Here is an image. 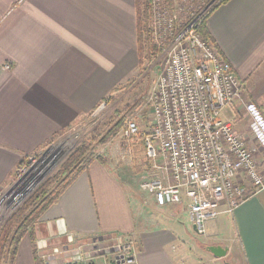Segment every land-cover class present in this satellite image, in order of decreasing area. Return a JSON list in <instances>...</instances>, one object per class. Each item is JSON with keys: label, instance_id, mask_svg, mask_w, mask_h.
I'll list each match as a JSON object with an SVG mask.
<instances>
[{"label": "crops", "instance_id": "1", "mask_svg": "<svg viewBox=\"0 0 264 264\" xmlns=\"http://www.w3.org/2000/svg\"><path fill=\"white\" fill-rule=\"evenodd\" d=\"M138 3L0 0V191L25 155L74 133L75 124L138 72ZM205 25L242 83L226 120L258 145L264 173V0L221 2ZM6 62L11 69L2 68ZM129 193L110 164L92 161L42 213L36 250L28 236L19 242L14 264H42V254L61 259L62 249L112 235L133 239L135 264H264V188L231 213L221 205L204 235L196 234L185 198L160 206L145 192ZM179 204L190 227L181 222ZM209 245L227 248L226 255L216 257ZM96 259L109 264L111 255Z\"/></svg>", "mask_w": 264, "mask_h": 264}, {"label": "built area", "instance_id": "2", "mask_svg": "<svg viewBox=\"0 0 264 264\" xmlns=\"http://www.w3.org/2000/svg\"><path fill=\"white\" fill-rule=\"evenodd\" d=\"M219 2L149 0V33L161 64L147 99L150 127L142 134L150 173L139 188L160 206L185 198L197 235L205 234L207 220L217 218L221 205L231 213L251 191L264 188L258 145L222 117L223 110L240 98L241 80L199 31ZM11 67L9 62L2 65L5 70ZM120 134L125 139L140 134L134 118L124 123ZM60 138L18 163L11 184L0 193V206L10 209L5 217L58 167L65 148ZM58 254L63 257L42 254V264H100L96 258L106 255H111L109 264L136 263L135 243L124 235L96 238Z\"/></svg>", "mask_w": 264, "mask_h": 264}, {"label": "rangeland", "instance_id": "3", "mask_svg": "<svg viewBox=\"0 0 264 264\" xmlns=\"http://www.w3.org/2000/svg\"><path fill=\"white\" fill-rule=\"evenodd\" d=\"M199 10L200 9H196V13ZM150 22L149 8V19L147 22L148 30L150 28ZM151 41L157 47V44L152 38ZM159 52L150 57H147L148 54L145 52L143 64L139 67L138 72L131 76L129 80L120 84L125 87L114 91L113 94L103 101V106H101L102 104L100 103L95 112L89 114L83 120H80L77 124H75L74 133L65 135L59 139L60 145H65L63 150L64 153L58 167L54 169L51 175L57 171L65 159L68 158V156L82 143L84 139L89 138L95 133H103L109 125V122H115L120 115H123L125 117V122L130 118H134L139 126L140 134L132 139H125L120 134L121 127L114 136L110 137L104 143H98L95 141L93 143L92 150L95 154L102 156L107 163L110 164L111 169H113L117 176L126 184L128 192L131 193L135 190L141 191L139 188L140 182L150 173L149 163L145 156L141 137L142 134L147 132L150 127L152 110L147 99L149 91L159 72V66L161 64V59H158ZM116 111H118V114L115 116L114 114L117 113ZM231 116L232 112L229 111V108L223 110V119H230ZM246 122L247 121L242 122L241 125L246 126ZM258 141L260 142V139H258ZM71 145L74 147L72 148ZM14 174L15 172L13 173V178ZM9 185L0 191V193H3ZM25 201L19 204L12 211V214L17 212L19 210L18 208ZM178 207L181 211V222L186 227H190L191 223L184 211L186 207L185 204H179ZM9 210L10 209L7 210L6 208L0 206V221L2 220L0 222V226L12 215H6L5 217L4 214L8 213ZM23 239H28V237Z\"/></svg>", "mask_w": 264, "mask_h": 264}, {"label": "trees", "instance_id": "4", "mask_svg": "<svg viewBox=\"0 0 264 264\" xmlns=\"http://www.w3.org/2000/svg\"><path fill=\"white\" fill-rule=\"evenodd\" d=\"M224 1L226 0H220L219 3ZM215 7H213V9ZM138 9L139 56L140 66H142L145 52L148 54L147 57H150L159 52V49L152 43L148 30L147 22L149 19V0H139ZM213 9L209 11L199 26V31L203 38L209 41L212 40L209 31L206 28L205 21ZM123 87L125 86L118 85L114 91ZM116 112L117 113L114 114L115 116L118 114V111ZM124 122L125 117L120 115L115 122H109V125L103 133H95L89 138L84 139L82 143L68 156V158L65 159L57 171L48 177L27 198V200L18 208L19 210L17 209V212L13 213L3 224H1L0 264H14L18 244L25 236H28L31 239L33 248L36 250L35 225L39 222L42 213L58 199L60 194L68 187L80 170L87 167L94 160L107 164V161L102 156L94 153L92 150L93 143L95 141L98 143H104L107 141L110 137L117 133ZM141 142L143 144L142 137Z\"/></svg>", "mask_w": 264, "mask_h": 264}, {"label": "water", "instance_id": "5", "mask_svg": "<svg viewBox=\"0 0 264 264\" xmlns=\"http://www.w3.org/2000/svg\"><path fill=\"white\" fill-rule=\"evenodd\" d=\"M207 248L216 257H224L226 255V252H227V248L222 247L220 245H209ZM226 264H233V263L226 262Z\"/></svg>", "mask_w": 264, "mask_h": 264}]
</instances>
